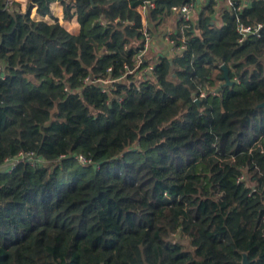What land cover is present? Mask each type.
<instances>
[{
  "label": "trees",
  "instance_id": "16d2710c",
  "mask_svg": "<svg viewBox=\"0 0 264 264\" xmlns=\"http://www.w3.org/2000/svg\"><path fill=\"white\" fill-rule=\"evenodd\" d=\"M145 1L0 0V264H264V0Z\"/></svg>",
  "mask_w": 264,
  "mask_h": 264
},
{
  "label": "built area",
  "instance_id": "2783aa9c",
  "mask_svg": "<svg viewBox=\"0 0 264 264\" xmlns=\"http://www.w3.org/2000/svg\"><path fill=\"white\" fill-rule=\"evenodd\" d=\"M217 1V0H214ZM233 0H227L226 3L228 5L232 4ZM242 5V3H240V5H238V8H240ZM154 6V2L153 1H145L142 4H140L139 6H137V11L138 13L141 15L142 18V23L144 26V42H143V47L139 53L138 56H141L143 53H145L146 51H148L149 47H150V43L151 40L153 39L154 36H151V34L149 32L146 31V13L147 11L152 8ZM196 8V1L191 0L189 2H186L185 4H183L180 7H173V11L175 12V14L178 16V18L183 19L185 21H189L192 18V15L195 11ZM239 32H241L242 34V38L240 40H243L246 33L250 32L253 30V32H257V28H250L249 26H239L238 28ZM172 33V27L167 28L163 37L164 39L169 42L171 45H173V41L170 37V34ZM151 68V67H149ZM0 73H1V67H0ZM86 80H88V78H85ZM109 80H106L105 82H108ZM78 159L82 162V163H86L88 162V160L83 157L82 155L78 156ZM16 160H11L7 163V167L9 168L8 170H10V168H12L15 164ZM242 178V177H241Z\"/></svg>",
  "mask_w": 264,
  "mask_h": 264
},
{
  "label": "crops",
  "instance_id": "0c3cea01",
  "mask_svg": "<svg viewBox=\"0 0 264 264\" xmlns=\"http://www.w3.org/2000/svg\"><path fill=\"white\" fill-rule=\"evenodd\" d=\"M19 3V6L22 10L25 9L27 0H14ZM208 0H196V8L194 13L197 15V13L200 10V6L204 4V2H207ZM227 0H217L215 1V7L220 9L221 7H224L227 3ZM34 8L31 10L33 18H38L35 15ZM193 13V14H194ZM52 15L55 16L58 19V22L63 25L69 32L76 34L79 31V24L77 22L76 16L72 17L70 20H63L62 18V5L59 1H56L52 4ZM195 15V16H196ZM193 16V15H192ZM214 16H218V11L215 12ZM43 20L47 22H52V19L49 16L43 17ZM171 27V26H170ZM169 27V28H170ZM173 51L172 45L167 42L163 36L155 35L153 39L151 40L150 47L148 49V52L150 54H167L171 55Z\"/></svg>",
  "mask_w": 264,
  "mask_h": 264
},
{
  "label": "water",
  "instance_id": "95a60500",
  "mask_svg": "<svg viewBox=\"0 0 264 264\" xmlns=\"http://www.w3.org/2000/svg\"><path fill=\"white\" fill-rule=\"evenodd\" d=\"M221 68H222V70H223L222 79H224V85L232 84L233 81L230 80V78H229V76H228V69H227V67H226L225 65H221ZM219 88H220V86L216 88V91H218ZM196 102H199V99H196ZM55 105H56V102H55ZM260 106H264V103H261ZM49 124H50V121L46 122V123L44 124V126H47V125H49ZM242 264H249V261H248V259H247L246 254H243Z\"/></svg>",
  "mask_w": 264,
  "mask_h": 264
},
{
  "label": "rangeland",
  "instance_id": "374dc122",
  "mask_svg": "<svg viewBox=\"0 0 264 264\" xmlns=\"http://www.w3.org/2000/svg\"><path fill=\"white\" fill-rule=\"evenodd\" d=\"M12 1H14V0H12ZM33 14H32V12H31V16H32ZM196 14L194 13L193 14V16H192V18H191V20H195L196 19V16H195ZM177 18V16H175V15H173V17L170 19V21H169V23H168V25L169 26H173L174 25V20Z\"/></svg>",
  "mask_w": 264,
  "mask_h": 264
}]
</instances>
